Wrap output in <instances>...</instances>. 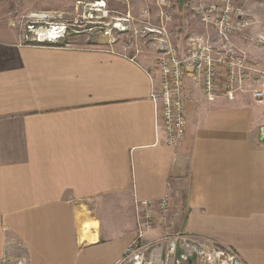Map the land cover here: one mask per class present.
I'll return each instance as SVG.
<instances>
[{"label": "crops", "instance_id": "obj_1", "mask_svg": "<svg viewBox=\"0 0 264 264\" xmlns=\"http://www.w3.org/2000/svg\"><path fill=\"white\" fill-rule=\"evenodd\" d=\"M246 6L258 23L231 43L264 72V0ZM9 49L0 67V262L117 264L138 229L136 203L149 201L158 222L147 239L208 238L264 264V98L208 102L186 80L185 137L167 147L149 98L155 70L109 49Z\"/></svg>", "mask_w": 264, "mask_h": 264}, {"label": "built area", "instance_id": "obj_2", "mask_svg": "<svg viewBox=\"0 0 264 264\" xmlns=\"http://www.w3.org/2000/svg\"><path fill=\"white\" fill-rule=\"evenodd\" d=\"M248 1L191 0V18L204 31L189 37L182 53L168 40L162 41L163 52L150 77L149 98L154 108L155 133H161L164 146L177 147L185 137L186 80L208 102L218 98L233 101L244 92L250 93L255 102L264 98V72L249 64L231 43L234 34H242L258 23L246 6ZM158 2L166 6L165 0ZM261 135L264 138L263 130ZM136 205L138 229L117 264H245L232 248L208 238L175 233L158 240L147 239L146 234L158 222L154 204L140 201ZM155 206L163 217L169 210V198L165 196ZM17 264L25 262L20 260Z\"/></svg>", "mask_w": 264, "mask_h": 264}, {"label": "rangeland", "instance_id": "obj_3", "mask_svg": "<svg viewBox=\"0 0 264 264\" xmlns=\"http://www.w3.org/2000/svg\"><path fill=\"white\" fill-rule=\"evenodd\" d=\"M165 1L163 7L158 0H0V67L9 64L10 45L19 44L109 49L156 70L163 40L182 53L200 33L191 1Z\"/></svg>", "mask_w": 264, "mask_h": 264}, {"label": "bare ground", "instance_id": "obj_4", "mask_svg": "<svg viewBox=\"0 0 264 264\" xmlns=\"http://www.w3.org/2000/svg\"><path fill=\"white\" fill-rule=\"evenodd\" d=\"M49 33L51 34V31Z\"/></svg>", "mask_w": 264, "mask_h": 264}]
</instances>
